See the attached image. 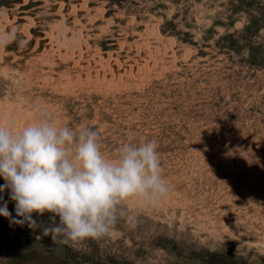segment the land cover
I'll return each instance as SVG.
<instances>
[{"label": "rangeland", "instance_id": "1", "mask_svg": "<svg viewBox=\"0 0 264 264\" xmlns=\"http://www.w3.org/2000/svg\"><path fill=\"white\" fill-rule=\"evenodd\" d=\"M13 28L0 124L155 139L170 193L76 246L0 216V264H264V0H0Z\"/></svg>", "mask_w": 264, "mask_h": 264}, {"label": "clouds", "instance_id": "2", "mask_svg": "<svg viewBox=\"0 0 264 264\" xmlns=\"http://www.w3.org/2000/svg\"><path fill=\"white\" fill-rule=\"evenodd\" d=\"M25 39L16 29L0 31V48ZM155 139L124 143L115 158H107L99 134L58 125L50 114L18 128L13 120L0 124V216L10 223L41 228L53 243L79 245L111 235L120 208L136 200L151 209L170 193L162 175ZM47 215L45 226L34 217Z\"/></svg>", "mask_w": 264, "mask_h": 264}]
</instances>
